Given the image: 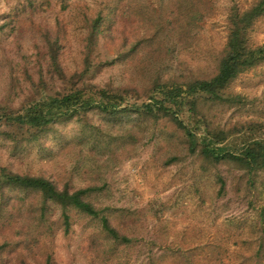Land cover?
Wrapping results in <instances>:
<instances>
[{"label": "rangeland", "instance_id": "374dc122", "mask_svg": "<svg viewBox=\"0 0 264 264\" xmlns=\"http://www.w3.org/2000/svg\"><path fill=\"white\" fill-rule=\"evenodd\" d=\"M257 1L0 0V112L70 89H104L126 107L41 130L0 121V166L91 188L85 199L131 238L117 244L98 218L0 184V264H264V168L191 152L172 116L140 107L161 84L214 75L230 8ZM247 33L264 43V13ZM223 93L229 100L199 98L197 113L178 117L205 120L225 143L264 137V59Z\"/></svg>", "mask_w": 264, "mask_h": 264}, {"label": "trees", "instance_id": "16d2710c", "mask_svg": "<svg viewBox=\"0 0 264 264\" xmlns=\"http://www.w3.org/2000/svg\"><path fill=\"white\" fill-rule=\"evenodd\" d=\"M264 13V0H258L247 9L235 7L228 12L229 31L225 53L220 59L217 72L209 78H197L189 82H175L172 85L161 84V96L153 104L146 103L140 107L148 112L156 111L172 116L174 122L184 131L191 152L198 151L206 158L215 161L232 159L242 164L247 170L255 171L264 168V137H245L240 143H225L224 137H218L205 120L198 123H186L178 117V110L187 107L191 113H197V100H229L223 90L236 75L264 59V43L250 45L247 28L256 17ZM104 89L94 93H86L83 89H70L64 93L44 95L31 99L18 111H7L1 108L0 121L14 128L37 129L47 127L60 118H68L81 110L98 108L111 113L121 111V103L115 93ZM176 108V109H173ZM0 184L20 189H33L41 192L46 200H52L62 207H73L100 221L104 234L115 243H126L131 240L121 233L110 222L103 209L85 199L91 188L68 190L58 189L54 183L42 176L21 174L6 171L0 166ZM65 229L69 225V215L63 213Z\"/></svg>", "mask_w": 264, "mask_h": 264}]
</instances>
